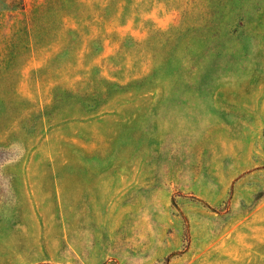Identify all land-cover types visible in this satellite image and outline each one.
<instances>
[{
  "label": "rangeland",
  "instance_id": "obj_1",
  "mask_svg": "<svg viewBox=\"0 0 264 264\" xmlns=\"http://www.w3.org/2000/svg\"><path fill=\"white\" fill-rule=\"evenodd\" d=\"M0 264H264V0H0Z\"/></svg>",
  "mask_w": 264,
  "mask_h": 264
}]
</instances>
